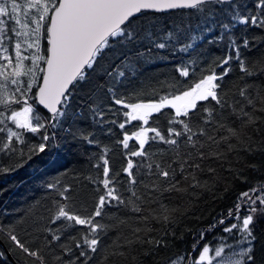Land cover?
<instances>
[{
	"label": "snow or ice",
	"instance_id": "obj_1",
	"mask_svg": "<svg viewBox=\"0 0 264 264\" xmlns=\"http://www.w3.org/2000/svg\"><path fill=\"white\" fill-rule=\"evenodd\" d=\"M172 9H193L206 18L211 14L219 33L207 42L226 41V55L213 58L206 67H200L198 60L182 61L175 68L178 76L195 77L199 72L198 78L186 87L173 77L165 82L167 94L157 99H139L142 90L121 94L116 89L117 78L125 77V69L135 66L129 52L135 60H146L151 47L171 46L176 50L179 44L180 52H189L196 41L205 39L178 29L149 34L138 23L148 11ZM251 29L264 32V0H0V156L22 161L0 164V174L15 171L33 156L59 147L55 143L57 128L73 140L83 139L100 147L92 165L95 175L86 177L96 194L91 211L70 185L51 182L46 185L54 190L50 205L33 220L32 231L26 233L33 241L20 237L14 226L3 225L0 239L6 236L13 252L32 257L39 264H46L45 251L56 253L53 264H105L115 253L103 237L127 223L111 212L113 208L143 213L142 205L152 193L185 192L184 183L193 189H208V182L200 176L205 171L215 176L216 169L210 162L227 160L229 153L240 150L251 152V136L246 129L261 121L256 113H264V86L246 82L231 93L225 82L234 70L233 63L241 79L264 75V35L257 36ZM203 31L212 32L213 28ZM145 40L151 45L147 54L137 47L147 46ZM253 50L256 55L250 58L248 53ZM105 76L112 85L106 89L111 93L110 104L103 105L104 97H97L101 103L93 101L92 119L100 126L116 125V119L105 118L109 113L121 115L114 106L124 109L125 119L118 123L121 138L115 141L122 149L120 166L114 163L113 149L101 145L93 134L65 127L73 90L84 86L94 93L100 89L97 81ZM39 106L48 114L44 115ZM133 121L142 123L134 125L138 130L129 133L126 125ZM111 131L110 127L106 130L109 135ZM29 133L40 142L31 143ZM251 167L255 170L257 166ZM175 211L160 202L152 218L170 223ZM261 218L264 181H257L239 193L226 216L221 215L200 232L193 245V251L199 245L198 254L190 264H257L254 233ZM139 219L147 221L149 217ZM217 227L225 235L219 236L214 246L207 242L200 245L205 232ZM141 231L133 229L135 240L127 243L161 245L160 240H142L136 235ZM36 241L40 243L33 247ZM171 264L189 261L182 254Z\"/></svg>",
	"mask_w": 264,
	"mask_h": 264
},
{
	"label": "trees",
	"instance_id": "obj_2",
	"mask_svg": "<svg viewBox=\"0 0 264 264\" xmlns=\"http://www.w3.org/2000/svg\"><path fill=\"white\" fill-rule=\"evenodd\" d=\"M138 23L145 27L149 34L153 32L164 34L166 30L178 29L193 37L203 35L205 39L196 41V46L189 52H180L179 44L175 46L176 50H173L171 46L167 49H156L148 45L147 40L144 41L147 46L137 45L146 54L151 47V53L146 60H135L134 54L129 52L135 66L125 69V77L117 78L119 82L116 84V89L121 94L128 95L136 90H142L143 95L139 99L144 101L157 99L158 96L167 94L169 89L164 87L165 82H171L173 77L183 81L186 87L198 78L199 72L195 77L178 76L175 68L182 61L187 63L190 60H198L200 67H206L213 58H222L227 53L226 41L207 42L219 33V28L212 24L211 14L206 18L203 13L193 9L148 11L139 17ZM209 26L213 28L212 32L203 31ZM250 32H254L257 36L264 35V32L259 30L251 29ZM115 47L119 49L118 45ZM248 55L253 58L256 55L255 50ZM110 60L114 61L115 58L110 56ZM107 64L108 61L105 62V67ZM233 69L229 77L225 78L231 93H236L246 82L257 87L264 86V75L258 78L241 79L242 74L235 63H233ZM217 71L219 72L220 69ZM97 82L100 89L94 93L90 94L89 89L84 86L73 90V99L65 127L79 128L85 135L93 134L101 145H108L113 149L114 163L120 166L123 162L122 149L116 147L115 141L121 138L118 123L125 119L122 115L124 109L121 106H114L120 109L121 115L112 116L109 113L106 116L105 119H116V125L96 124L92 119L91 109L95 107L93 101L101 103L97 97H104L103 105H109L108 97L111 93H108L106 89L112 86L106 76ZM135 99L133 97V100ZM39 108L44 115L48 114L42 107L39 106ZM256 115L262 117L261 121L255 127L246 129L251 136L252 151L240 150L229 153L227 160L210 162L211 167L216 169L215 176L207 171L200 176L202 181L208 182V189H193L188 187V183H184L183 187L187 189L185 192L152 193L147 202L142 205L143 213L113 208L111 212L125 219L127 223L109 231L108 235L103 237L110 251L115 253L109 256L105 264H170L173 259L182 254L190 264V259L198 254L199 245L197 251H193V245L199 240L200 232L207 229L221 215L226 216L228 209L234 207L239 193L253 187L257 181H264V113H256ZM141 123L133 121L126 125V130L129 133L138 130L134 125ZM109 127L112 129L110 135L106 132ZM55 131L57 133L55 143L59 147L54 146L46 154L33 156L32 160L22 167H17L15 171L0 174V225L5 228L14 226L16 233L30 242L33 241V237L26 233L32 231L33 220L43 214L44 208L50 205L54 195V190L46 187L48 183L59 181L63 185H70L76 193L80 194L89 211L92 209L96 195L92 191L93 185L86 177L95 175L96 170L92 165L96 162L95 156L99 153L100 147L89 144L83 139L73 140L59 128ZM28 136L31 143L40 142L38 137L30 133ZM132 143L134 142H130ZM18 162L22 163L18 158L9 160L7 157L0 156V164L5 166ZM252 165L257 166L255 170L251 167ZM160 202L168 205L169 209L177 210L172 213L173 222L162 223L152 218L153 214L159 211ZM244 214L242 210L241 215ZM141 216H148L149 219L141 220L139 219ZM221 227L205 232L204 240L200 241V245L207 242L214 246L217 238L225 235ZM135 228L143 229L136 234L142 240H160L161 245L139 242L128 244V240H135L133 235ZM148 228L152 231H147ZM254 234L257 237L255 243L257 264H264V218L256 223ZM229 242L231 243L232 240L230 239ZM39 243L40 241H36L32 246L35 247ZM11 248V242L7 241L6 236L0 239V252L3 253L0 264H39L38 261H34V258L21 256L18 251L13 252ZM9 254L13 260L10 259ZM55 254L45 251L46 264H53L52 257Z\"/></svg>",
	"mask_w": 264,
	"mask_h": 264
},
{
	"label": "water",
	"instance_id": "obj_3",
	"mask_svg": "<svg viewBox=\"0 0 264 264\" xmlns=\"http://www.w3.org/2000/svg\"><path fill=\"white\" fill-rule=\"evenodd\" d=\"M172 10H176V9H172ZM168 11V10H167ZM155 12V11H154ZM40 107H42L43 108V106H40ZM44 109V108H43ZM44 110H46V109H44ZM47 111V110H46ZM9 257H10V259L11 260H13V257L9 254Z\"/></svg>",
	"mask_w": 264,
	"mask_h": 264
},
{
	"label": "rangeland",
	"instance_id": "obj_4",
	"mask_svg": "<svg viewBox=\"0 0 264 264\" xmlns=\"http://www.w3.org/2000/svg\"><path fill=\"white\" fill-rule=\"evenodd\" d=\"M145 102H147V101H145ZM171 264V263H170Z\"/></svg>",
	"mask_w": 264,
	"mask_h": 264
}]
</instances>
